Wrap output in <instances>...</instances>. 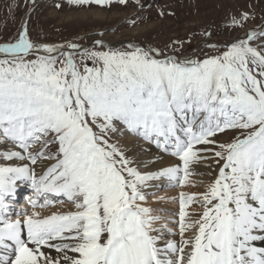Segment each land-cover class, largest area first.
I'll use <instances>...</instances> for the list:
<instances>
[{
	"label": "snow or ice",
	"instance_id": "snow-or-ice-1",
	"mask_svg": "<svg viewBox=\"0 0 264 264\" xmlns=\"http://www.w3.org/2000/svg\"><path fill=\"white\" fill-rule=\"evenodd\" d=\"M261 37L190 59L133 42L37 44L22 24L0 45V264H264ZM118 124L176 162L148 170L112 140ZM228 131L237 134L218 138ZM161 179L205 188L181 191L178 219L167 220L149 206ZM18 182L30 186L32 210L13 218ZM65 202L71 210L37 211Z\"/></svg>",
	"mask_w": 264,
	"mask_h": 264
},
{
	"label": "rangeland",
	"instance_id": "rangeland-1",
	"mask_svg": "<svg viewBox=\"0 0 264 264\" xmlns=\"http://www.w3.org/2000/svg\"><path fill=\"white\" fill-rule=\"evenodd\" d=\"M244 14L249 19L242 26L234 25L233 19L240 21ZM25 18L30 39L37 44L86 45L95 39L109 43L128 40L150 44L163 55L181 56L198 49L204 41L230 43L259 29L264 23V0H140V3L128 0L127 4L114 0L103 7L96 4L77 6L69 0H35V3L0 0V45L15 42ZM253 46H264V37L255 39ZM92 49L107 50L96 45ZM220 50L208 47L198 59L218 54ZM76 59L79 60L78 55ZM87 63L91 66V61ZM118 134H113L112 140L123 147L124 142ZM236 134L228 131L218 138L229 141ZM125 150L132 159L144 162L137 150ZM163 189L155 194L162 193ZM28 191L24 190L21 195ZM65 205L71 208L67 202ZM162 206L152 208H157L156 214L167 220L178 219V201L175 211ZM194 209H198V205L193 204L189 211Z\"/></svg>",
	"mask_w": 264,
	"mask_h": 264
},
{
	"label": "bare ground",
	"instance_id": "bare-ground-1",
	"mask_svg": "<svg viewBox=\"0 0 264 264\" xmlns=\"http://www.w3.org/2000/svg\"><path fill=\"white\" fill-rule=\"evenodd\" d=\"M26 23L28 27V20L25 18L23 21V24ZM118 135L121 141L124 142L123 148L124 149H135L137 150L138 153H140V156L143 158L144 162L148 166V170L151 171H158L164 167L171 166L174 162H176V158L170 157L168 153H165L161 151L159 148L156 147L154 143H148L144 141L141 137H138L130 132H128L125 128V126L119 124L118 126ZM197 171L203 172L205 171V166L204 165H196ZM192 179L194 181H199L201 179L206 180L207 177H199V176H193ZM152 184L154 187L148 189V192L151 193H157L160 188H164L162 193L154 194L151 195L150 201H149V206L150 207H157V206H165L167 210L175 211V203L179 200V193L181 191L189 192V193H195L197 190L199 192H202L205 188L204 184L196 183L194 187H187L184 189H180L179 187H172L171 184L167 179H161L157 181H153ZM29 190L26 192V198L23 201L22 205H16L15 203L11 206L10 204V211L9 214L13 216V218H18L16 217L15 214L23 212V211H28L31 212L32 206L28 202L29 197L32 195V190L30 186L26 182H18L17 184V191L15 194V197L11 200V202H15V199L19 198L21 199V193L24 190ZM20 196V197H18ZM16 199V200H17ZM54 199H59L55 198ZM10 202V203H11ZM21 204V203H20ZM162 206V207H163ZM15 207H18V209H14ZM157 209V208H155ZM154 209V210H155ZM160 209V207H159ZM71 210L70 207L67 205H56L55 207H48L45 209H39L37 208V211H41V214L44 216L51 215L52 213L55 212H66ZM174 214V213H173ZM165 215V214H164ZM166 215L168 213L166 212ZM169 217V216H167ZM257 246H264V243L257 242Z\"/></svg>",
	"mask_w": 264,
	"mask_h": 264
},
{
	"label": "water",
	"instance_id": "water-1",
	"mask_svg": "<svg viewBox=\"0 0 264 264\" xmlns=\"http://www.w3.org/2000/svg\"><path fill=\"white\" fill-rule=\"evenodd\" d=\"M263 27H264V23L261 25V27H259V29H257V30H254V31H256V32H260V30L261 29H263ZM250 32H252V31H250ZM250 32H247V33H245L243 36H241L240 38H245L246 37V34H248V33H250ZM97 40H100V41H102L106 46H111L112 48H114V47H118V46H120V45H122V44H124V45H127V43L128 42H133V43H135V44H138V45H140V46H142V47H147L146 45H144V44H141V43H138V42H135V41H128V40H122V41H118L117 43H109V42H107V41H105V40H102V39H95V40H93L90 44H88V45H80L79 47L80 48H91L94 44H96L95 42L97 41ZM234 41H236V40H234ZM233 42V41H232ZM231 42V43H232ZM231 43H228V44H220V43H203V46H202V48L201 49H199V50H197V51H192V52H190V53H188L187 55H185L184 57H188V58H190V59H196L197 58V56L202 52V50L207 46V45H215V46H217V47H219V48H224L226 45H230ZM51 45H60V44H51ZM67 51H73L72 49H66ZM176 56V55H175ZM163 57H166V56H163ZM177 58H184V57H178V56H176ZM4 58V55L3 54H0V59H3Z\"/></svg>",
	"mask_w": 264,
	"mask_h": 264
},
{
	"label": "flooded vegetation",
	"instance_id": "flooded-vegetation-1",
	"mask_svg": "<svg viewBox=\"0 0 264 264\" xmlns=\"http://www.w3.org/2000/svg\"><path fill=\"white\" fill-rule=\"evenodd\" d=\"M142 43V42H141ZM145 44H147V43H145ZM148 46H150V47H152V45H150V44H147Z\"/></svg>",
	"mask_w": 264,
	"mask_h": 264
}]
</instances>
